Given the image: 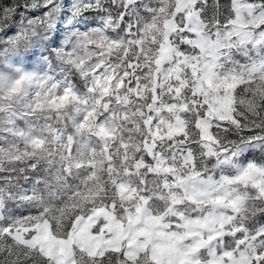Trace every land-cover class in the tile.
<instances>
[{
  "label": "snow or ice",
  "instance_id": "1",
  "mask_svg": "<svg viewBox=\"0 0 264 264\" xmlns=\"http://www.w3.org/2000/svg\"><path fill=\"white\" fill-rule=\"evenodd\" d=\"M33 43L45 45L38 67L15 78L74 101L80 145L106 153L111 194L61 234L51 188L27 207L39 162L0 167V264H84L46 229L108 241L94 254L74 243L89 264H264V0H0V55ZM255 79L242 110L238 90ZM12 81L0 76V89ZM20 118L0 119L9 164L10 136L35 147L45 129L71 154L65 128L25 133Z\"/></svg>",
  "mask_w": 264,
  "mask_h": 264
},
{
  "label": "rangeland",
  "instance_id": "2",
  "mask_svg": "<svg viewBox=\"0 0 264 264\" xmlns=\"http://www.w3.org/2000/svg\"><path fill=\"white\" fill-rule=\"evenodd\" d=\"M3 2L8 4L12 0H3ZM38 14L36 13V15ZM7 47V44H0V49H7ZM44 49V44L33 43L28 46H17L15 52H10L7 60L0 55V76H13L11 85L0 89V119L9 115L23 117L16 120V125L18 128L23 129L25 133L28 125L39 131L41 126L51 124L54 129L65 128L66 139L69 135L73 137L71 154L67 151V144L54 142L46 129L44 140L35 147L31 143L26 146L18 137L10 136L7 141V143H15L19 149L18 152L13 154V160H17L15 159L16 157H18L19 161L29 157H32L34 161L45 159V164L48 165V168H51V190L57 194H60V190L66 192L62 199L56 198L58 206L62 207L63 210L57 217L60 223L58 231L62 234L68 229L72 215L83 214L92 207L98 206L101 198L106 194L110 195L111 192L110 185L107 184L108 176L104 171L106 153L100 150L94 153H86L80 145L79 133L72 122V117L75 115L74 101L68 97H58L54 94L50 96L45 91L34 90L27 80L15 78L14 70L16 68L34 71L38 67L37 62ZM33 52H35V55H33ZM260 83L262 81L255 79L254 82L248 84L247 88L238 90L239 97L245 100L242 110L247 107V100L251 99L250 95H248V89ZM224 87L230 89L234 86L227 84ZM7 161V155H0V162L10 165ZM90 161L95 162L94 172L87 169ZM117 163H119V160H117ZM65 169H70V173L66 176L61 175L58 177L57 174ZM45 185L46 181H42L41 186ZM46 202L42 203L45 204ZM27 207H37V204H29ZM22 210L24 212L25 209ZM43 239L59 243L61 251L66 258L75 255L83 259L84 264H89L87 257L82 254L80 249L73 247L75 242L79 241L81 248H88L91 254H94L103 245L109 244L108 241L94 239L86 230L69 233L68 240L57 241L52 236L51 229H46ZM26 264H31V261H27ZM72 264H75V261ZM104 264H109L107 257L104 260Z\"/></svg>",
  "mask_w": 264,
  "mask_h": 264
},
{
  "label": "trees",
  "instance_id": "3",
  "mask_svg": "<svg viewBox=\"0 0 264 264\" xmlns=\"http://www.w3.org/2000/svg\"><path fill=\"white\" fill-rule=\"evenodd\" d=\"M34 15H36V13H34ZM33 162H39V174H38V176L33 177V178L34 179H39L41 181V183L37 186L38 189H39L40 194L37 196V198L35 200H33L30 203V204L36 203L37 207H33V208L30 207V208L34 209V210H39L41 208V206L44 205V203H42V202L47 201V198H48L47 197V192H48V190H49V188L51 186V178H52L51 168H48L47 167L48 165L45 164L46 160L45 159H43V160L38 159L37 161H34V159L32 157H29V158H25V159L23 158L20 161L19 160H13V163L10 164V165H8L5 162H2L0 167L11 169L13 167V165H14L15 168H17V169L18 168L27 169L28 165L33 163ZM26 174L29 175V176H32V172L31 171H28ZM15 179H18L20 184H23V182H24L23 181V177H18V178H15ZM42 181H46V185L45 186H41L42 185ZM53 192L55 194V198H58V199H62L63 196L66 193V192H63V190L59 191L60 194H57L55 191H53ZM26 211H27V209L24 210V212H26ZM22 212H23V210L20 209L19 212H17V214H20Z\"/></svg>",
  "mask_w": 264,
  "mask_h": 264
}]
</instances>
